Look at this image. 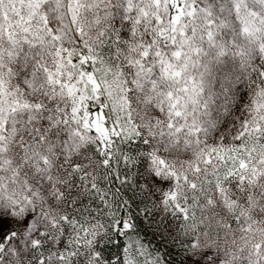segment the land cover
Here are the masks:
<instances>
[{
  "label": "snow or ice",
  "instance_id": "snow-or-ice-1",
  "mask_svg": "<svg viewBox=\"0 0 264 264\" xmlns=\"http://www.w3.org/2000/svg\"><path fill=\"white\" fill-rule=\"evenodd\" d=\"M0 264H264V0H0Z\"/></svg>",
  "mask_w": 264,
  "mask_h": 264
}]
</instances>
